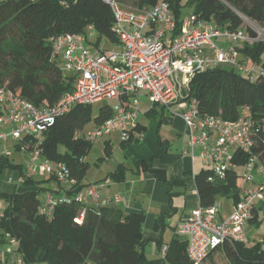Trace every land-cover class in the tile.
Instances as JSON below:
<instances>
[{
	"label": "trees",
	"instance_id": "obj_1",
	"mask_svg": "<svg viewBox=\"0 0 264 264\" xmlns=\"http://www.w3.org/2000/svg\"><path fill=\"white\" fill-rule=\"evenodd\" d=\"M118 1L138 9H150L160 0ZM164 1L170 4L177 22L185 16V9H191L190 14L215 21L229 30L243 27L239 15L264 27V0ZM112 24L110 9L101 0H0V85L36 107L54 106L73 91L74 77L61 72L50 60L51 40L65 34L85 35L88 27H92L97 36L95 47L103 38L116 43ZM241 52L250 62L264 67L263 42L246 46ZM189 88V95L196 100L201 115L232 121L240 116L241 109H248L256 128L253 153L264 163V80L252 82L235 70L217 67L197 74ZM90 108V105L74 106L59 116L45 132L40 146L41 157L54 165H63L69 179L75 181L71 186L59 184L69 197L89 186L84 178L89 168L86 157L91 143L74 135L92 120ZM111 115L112 106H104L94 123L100 125ZM18 146L15 143V150ZM104 151L109 156L110 145ZM234 163L237 170L229 173L223 182L209 183V171L195 176L202 207L216 203L218 196L231 198L233 203L239 201L237 181L241 175L238 170L243 167L245 157L236 152ZM5 168L17 171L21 186L27 189L0 193L4 202L1 241L6 235L15 240L12 253L6 255L19 256V264H191L186 255V239L172 241L164 257L146 258L143 213L89 205L79 224L76 219L82 207L71 202L57 205L50 217L43 215L39 211L38 181L28 178L22 165L0 158V169ZM135 168L149 171L162 181L160 174L144 160L136 162ZM126 172L127 168L120 164L108 176L120 183ZM258 212L259 209L253 210L250 223L258 221ZM156 247L160 252L161 244L157 243ZM220 249L228 264H264V242L225 243Z\"/></svg>",
	"mask_w": 264,
	"mask_h": 264
},
{
	"label": "built area",
	"instance_id": "obj_2",
	"mask_svg": "<svg viewBox=\"0 0 264 264\" xmlns=\"http://www.w3.org/2000/svg\"><path fill=\"white\" fill-rule=\"evenodd\" d=\"M101 1L113 17L111 31L116 48L109 52L95 51L89 45L92 27H88L85 35L54 37L50 60L61 72L74 77L73 91L54 106L36 107L0 85V145L18 143L16 150L29 153L30 159L23 166L28 178L49 175L59 184L71 186L75 181L69 179L67 169L40 155L44 134L59 116L74 106L111 101L112 115L108 120L74 136L90 143L97 139L104 142L118 129L120 142L128 144L143 137L140 130L143 99L147 111L172 112L184 124L188 135L186 151L191 159L198 150V157L208 164L209 183L223 182L237 170L236 152L245 157L237 188L239 201L233 204L229 217L217 221L218 203L209 207L199 205L177 226V235L186 239L189 262L202 264L225 243L246 242L244 229L257 203L264 201V163L253 153L256 128L248 109H241L240 116L232 121L201 115L196 100L189 95V85L197 74L217 67L238 71L252 82L264 80V67L250 62L241 52L246 46L264 43V27L249 21L241 28L229 30L193 14L177 22L170 4L164 0L150 9H138L118 0ZM9 154L6 152L5 156ZM97 190L91 184L71 197L46 194L39 211L50 217L57 205L75 202L82 207L76 219L80 224L86 206L125 202L120 196L99 202ZM3 210L0 209V222ZM5 242V253L11 254L16 242L9 235L5 236ZM165 252L166 248L162 257Z\"/></svg>",
	"mask_w": 264,
	"mask_h": 264
},
{
	"label": "crops",
	"instance_id": "obj_3",
	"mask_svg": "<svg viewBox=\"0 0 264 264\" xmlns=\"http://www.w3.org/2000/svg\"><path fill=\"white\" fill-rule=\"evenodd\" d=\"M94 32V30H93ZM116 44V43H115ZM149 113V114H148ZM151 113V114H150ZM157 111H144L143 118H153ZM159 122L151 120L148 124L140 121L143 137L137 144H121L117 152H113L111 141H104L110 145V155L101 159L96 166L101 171L106 167L103 178L93 180L89 185L95 184L98 188V201L102 202L107 198L116 196L122 197L124 204H111L110 206L122 210L124 213H143L145 215L143 224V239L146 240L144 253L147 258V251L156 258L162 257L164 248L174 240L185 241L184 237L177 235V226L189 215V213L200 205V199L195 184V176L202 171H208V164H205L198 157V150L194 159L186 151L188 135L184 124L178 116L164 109L160 112ZM96 126V124L94 125ZM93 126V127H94ZM15 143L13 144V146ZM174 145L176 147L174 148ZM105 152V151H104ZM6 146L0 145V158H6ZM144 160L150 164L154 172H158L161 180H158L151 172L142 171L135 168V163ZM127 168L123 182L117 183L109 178L118 165ZM0 169V173H2ZM9 171L14 172L9 169ZM242 174V168L238 170ZM15 180L7 184H0V193H12L14 191L27 190L21 186L18 173L14 175ZM54 181L56 184L44 194L65 195L69 197L65 190L59 186V182L52 176H46V180ZM239 184V179L237 181ZM89 186L85 187V191ZM0 209H4L2 199ZM216 203L217 198H216ZM232 206L224 211L220 206V214L217 221L221 222L229 217ZM255 209L264 210V201L259 202ZM259 215V212H258ZM159 224L156 227V221ZM250 227L246 225L244 232L249 235ZM157 243L161 244V251L157 252ZM6 242L0 241V264H19V256L5 253ZM221 249L213 252L206 260L213 262V256L219 255ZM223 251V250H222ZM222 253V252H221ZM224 253V252H223ZM150 260L149 258H147ZM154 260V259H151ZM206 260L204 262H206Z\"/></svg>",
	"mask_w": 264,
	"mask_h": 264
},
{
	"label": "rangeland",
	"instance_id": "obj_4",
	"mask_svg": "<svg viewBox=\"0 0 264 264\" xmlns=\"http://www.w3.org/2000/svg\"><path fill=\"white\" fill-rule=\"evenodd\" d=\"M185 15L186 14H190L191 13V9H185L184 11ZM244 24L247 25V23L249 22V20L247 19H242ZM256 25H258L256 23ZM260 28H262L261 25H258ZM97 42V36L95 32H92V37L90 38V42L89 45L92 46V48H94V50L96 51L97 49L99 50H105V51H112L116 48V44L108 39H100L98 46L95 47V44ZM217 43H220L219 41H216ZM228 69V68H227ZM237 73H239L238 71H236ZM240 74V73H239ZM113 106V103L111 101H99V102H95L91 105V116H92V120L90 121V123H88L86 125V127L84 128L85 130H90L93 128V126L95 125L94 123V119L98 116L99 111L102 107L104 106ZM142 111H146L147 107L145 106V101L144 99L142 100ZM161 117L160 112L157 113V115L151 119L149 118H143L141 117V119H143V123L148 124L151 120H156L157 122H159ZM140 119V121H141ZM107 141H111V146L113 148V152H117L118 147L120 145V141H121V133L120 131L117 129L115 131H113L109 136H107ZM14 142H8L5 144H1L2 146H6V152L10 153L8 156L9 159V163L11 164H19L24 166L25 163H27L30 159L29 157V153H25V152H21L19 150H15L14 146H13ZM176 147V145H174V148ZM106 158V154L104 152V144L103 141L101 139H97L95 141H93L91 143V148L89 151V154L86 157V161L89 164V168L86 172L84 181L89 182L91 180H93L94 178H103V174L104 172H106V167H104L101 171L99 170V167L96 166V164L99 163V161L101 159H105ZM18 173L17 171L11 172L9 171L8 168L3 169L2 173H0V184H7L9 181L13 182L15 180L14 175ZM36 181H38L37 183V189H39V194H38V198H39V204L41 205V203L43 202L44 199V194L47 190L51 189L53 187V185H55L56 183L54 181L50 180H46V176H37L35 178ZM232 199L228 198L226 196H218L217 197V202L218 205L221 206V208L226 211L228 210L231 206H232ZM0 204H1V200H0ZM258 204V203H257ZM218 218V217H217ZM248 227H250V233L247 236V243L248 244H253L256 242H264V210L259 211V216H258V221L255 223H248ZM221 252L216 255L213 256V264H228V261L222 251V249L220 250ZM156 255H151L150 251H147V258L151 259H158L156 258ZM202 264H212L211 260H206V262H203Z\"/></svg>",
	"mask_w": 264,
	"mask_h": 264
},
{
	"label": "water",
	"instance_id": "obj_5",
	"mask_svg": "<svg viewBox=\"0 0 264 264\" xmlns=\"http://www.w3.org/2000/svg\"><path fill=\"white\" fill-rule=\"evenodd\" d=\"M239 17L242 18V19H246V18L242 17L241 15H239Z\"/></svg>",
	"mask_w": 264,
	"mask_h": 264
}]
</instances>
